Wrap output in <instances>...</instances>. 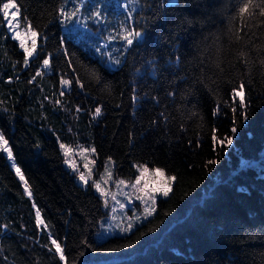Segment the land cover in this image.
<instances>
[{
    "label": "trees",
    "instance_id": "trees-1",
    "mask_svg": "<svg viewBox=\"0 0 264 264\" xmlns=\"http://www.w3.org/2000/svg\"><path fill=\"white\" fill-rule=\"evenodd\" d=\"M123 1L106 13L105 0L92 1L103 19H89L91 0H83L88 26L69 34L58 11L64 0H17L39 33L27 66L0 18V131L33 193L26 195L0 151V226L8 225L0 264H64L49 251L48 231L65 246L68 264H264V16L244 27L230 24L240 0H134L132 22L145 33L125 49L117 35L108 39L120 11L127 13ZM70 2L80 7L81 0ZM108 53L122 63L110 65ZM177 55L178 67L168 63ZM61 76L72 84L61 85ZM240 81L246 109L231 99ZM61 141L95 147L99 168L111 157L117 178L133 180L145 163L177 180L152 216L98 241L110 211L92 185L77 181ZM33 204L48 230L35 224Z\"/></svg>",
    "mask_w": 264,
    "mask_h": 264
},
{
    "label": "snow or ice",
    "instance_id": "snow-or-ice-1",
    "mask_svg": "<svg viewBox=\"0 0 264 264\" xmlns=\"http://www.w3.org/2000/svg\"><path fill=\"white\" fill-rule=\"evenodd\" d=\"M173 2L174 0H169V3H173ZM80 7H83V0H81ZM80 7H76L71 12H68L65 10L64 6H61L58 9V11L60 15L64 18L65 22L70 23L72 22L73 18L79 15ZM125 7H128V5H125ZM257 9L259 10L258 13L256 11ZM257 15L264 16V0H240V3L237 6L236 15L230 18V24H232L234 20H239L244 27H247L249 24V21L255 20L257 18ZM20 17H21V7L17 3V0H6V2H4V0H0V18L4 19L7 22L9 31H12L14 33V37L20 40V47L23 49V53H24L23 63L25 66H27L29 64V58H32L37 51V37L39 33L35 30L31 21L25 18V24H26L25 34L31 37V47L27 46L24 42L23 36L21 35L20 31L16 30L20 27V23H21ZM88 18L89 19H96V18L103 19L101 12L99 10H96L95 12H93L91 16ZM132 18H133V11H129L126 19L131 20ZM123 27H124V31L122 34H120V39L125 42V49H127L128 47L134 46V42H137L143 39L144 33H145V29L143 26L137 28L134 22H131V23L125 24ZM240 31H243V27L238 29L236 33H234L237 39H240V36H239ZM108 39L110 40L116 39V37L109 36ZM216 40L218 42L219 37H217ZM174 50L176 52H179V48H175ZM218 52H222V47L218 49ZM108 55L111 57L112 54L108 53ZM239 55L243 57V56H246L247 53L241 52L239 53ZM244 62L247 63L246 60ZM121 63L122 61L120 59H116L114 61V64L116 65H119ZM148 63L152 67V75L155 76L157 74L155 61L154 60L149 61ZM168 63L173 66L178 67L181 63V56L177 55L175 57V61H169ZM69 64H71V60H69ZM261 64H264V60L261 61ZM42 67L44 69H48L50 67V59H44ZM43 74H44L43 71L37 73L38 76H42ZM93 75L96 77V80L99 83L101 78L95 72L93 73ZM35 78H36L35 76L32 77V79H35ZM9 79H11V77H9ZM75 79H76L77 85L81 89H83L84 84L80 82L79 77L76 76ZM180 79H184V77H180ZM72 82L73 81L71 79H65L63 76L60 77L61 85H71ZM166 94L172 97H175L176 95L174 91L168 92ZM145 95H147V93ZM61 96H63V91L61 92ZM237 98H238L239 104L243 107V109H246L248 105L246 102L247 97L245 93L244 81H240L239 84L231 90V99L233 101H236ZM131 99L134 102L139 99V96L136 94L135 90H133ZM153 99H157V98L154 97ZM55 103L59 105L61 102L59 99H57ZM80 110L81 109L77 107V112H79ZM232 110L235 113L236 108L233 107ZM101 112H102L101 107L99 106L96 107L93 113V117L100 116ZM193 115H195V113H193ZM242 116L244 119H247L246 111L242 112ZM165 119H167V117H165ZM231 131L236 132V128L233 127ZM213 139L216 140L217 143L220 145L232 144V138L230 136L224 137L223 139H219L215 135H213ZM60 148L64 150L66 156L69 155V153L72 151L64 143L60 144ZM0 150H3V152L7 154L8 159L12 162V167L15 169V174L19 177V180L23 182L24 191L26 195L28 197H32L33 193H32L31 188L28 185V181L26 180L21 168L15 163V157L13 155L12 148L9 144V141L6 139L2 131H0ZM83 151L95 153L96 149L95 147H92L90 149L85 148L83 149ZM66 162L69 163L74 170L76 169V165L72 162V160H67ZM107 163H112L111 157L108 158ZM85 168H87V165H85ZM147 171L148 169L146 165L143 167H140L139 169L140 174L136 178V183L132 185L133 188H136L140 184L141 179L143 178V176L145 175ZM105 174L109 177L112 176L111 171H108L107 167H106ZM152 175L157 178L152 182V186L149 187V184L146 182L142 188H139V192L143 194L138 195L136 197L137 199L144 202V205H145L144 214L146 216L152 215L153 212L155 211V202H156L157 194L162 195L164 197H168L170 192L172 191V183L177 180V177L175 175L166 176L165 170L159 167L153 170ZM89 179H90V174L89 176H86L84 172L79 173V180L82 181L84 184H88ZM118 183H123V181H119ZM93 184H94V187L97 190H99L102 195L105 196L104 203H105V206H107L108 204L107 195L105 194L104 189L101 188V184L95 181H93ZM112 199L114 200L115 196H113ZM33 206L35 207V224L37 225L38 228L48 230L49 226L42 219L40 209L36 207L35 204H33ZM120 206L122 208L125 207V205L123 204H121ZM136 219H139V217H137ZM116 227L119 228L120 225L117 224ZM132 227H133L132 223L129 222L128 225L122 229V231L129 232L132 230ZM7 228H8L7 224L0 226V232H2L3 229H7ZM48 235H49V240H50V245H51V247L49 248V251L52 252L58 258L59 261L64 262V264H68V257L65 254V246L58 239L55 238V236L51 233V231H48ZM130 246L131 245H123V247H130ZM115 250L117 249H109V251H115Z\"/></svg>",
    "mask_w": 264,
    "mask_h": 264
},
{
    "label": "rangeland",
    "instance_id": "rangeland-1",
    "mask_svg": "<svg viewBox=\"0 0 264 264\" xmlns=\"http://www.w3.org/2000/svg\"><path fill=\"white\" fill-rule=\"evenodd\" d=\"M92 1L94 2L96 0H91V4L89 6V13L90 14L93 11ZM118 1L119 0H105L104 13H106V11L109 7H111V6L114 7ZM4 2H6V0H4ZM125 5H128V7H125ZM63 6L65 7V10L68 12H71L74 8H76L75 5L70 2V0H64ZM122 6H123V10L126 11L127 13L125 14L124 12L122 13V11H120L119 20L116 22V26L111 27L108 30V31H110V36H116L117 35V38H120V34L123 33V31H124L123 26L127 23L132 22V19L131 20L126 19L128 12L133 11L136 8V5L134 4V0H124ZM20 19H21L20 27L16 30L20 31L21 35L23 36L25 44L27 46L31 47V37L29 35L25 34V29H26L25 20L22 18V16L20 17ZM104 20H105V17H104ZM62 21L64 22L66 32L69 34H71L72 30H76L80 26L81 27H83L85 25L88 26L86 13L84 11V4H83V7H80L79 15L77 17L73 18L72 22L66 23L63 17H62ZM10 32H11L12 36L14 37V33L12 31H10ZM17 40L20 43V40L19 39H17ZM37 41H38V37H37ZM118 42L121 44L124 43V41L121 39H118ZM117 46H119L118 47L119 50H120V48H122L120 44H118ZM119 58H120L119 55L117 56V58L110 57L108 63L110 65H112L113 67H115L117 65L114 64V61L116 59H119ZM45 59H49V58L46 57ZM64 86L68 87V85H64ZM61 143L66 144L68 146V148L72 150L69 153V155H67V156L65 155L66 156L65 162L67 160H72V162L76 165V169L74 170L72 168V166L66 162V164L69 167H71L73 169V171L76 173L77 181L80 182L81 184H83L84 186H88L90 184L93 187H94L93 181L98 182L101 184V188L104 189V192L107 195L108 204H107V206H105V203H104V206L106 208H108L110 212H109V214H107V216L103 217L99 222V229L96 231V234H95V238L98 241L103 240L104 238H106L112 234L128 233V232L122 231V229L124 227H126L129 222L132 223V225H133L132 229H133L137 223H141L142 221H144L145 219H147L148 217H150L154 214L155 211L153 212L152 215L146 216L144 214V207H145L144 202L137 199L136 197L138 195L143 194V193L139 192V188H142L146 182L149 184V187H151L152 182L155 179H157L156 177H154L152 175V172L158 166H150V165L145 164V163H139L137 165L138 166L137 176H139V174H140L139 173L140 167H143L146 165L148 171L145 173V175L141 179L140 184L136 188H133L132 185L136 183L137 176H136V178H134L133 180H130V181L125 180L123 178L115 177V175H114V160L113 159H112V163H107V161H108V159H107L105 161L104 167L99 168L97 166V161L94 158L93 153L83 151V149H85V148H88V149L92 148L91 146H88V145H71V144L66 143L64 141H61L60 144ZM0 151H3V150H0ZM63 152H64V150H63ZM6 156H7V154H6ZM93 161H94V163H93ZM85 165H87V168H85ZM106 167H107L108 171H111V173H112L111 177H109L105 174ZM159 168H162V167H159ZM80 172H84L86 176H89V174H90V179H89L88 184H84L82 181L79 180V173ZM165 175L171 176L173 174L168 173L165 170ZM119 181H123V183H118ZM172 186H173V183H172ZM94 189L96 190L97 193H99L102 196L103 200H105V196L102 195L101 192L99 190H97L95 187H94ZM113 196H115L114 200L112 199ZM161 196L162 195L157 194L156 202H157V199ZM156 202H155V209H156ZM121 204L125 205V207L122 208L120 206ZM137 217H139V219H136ZM117 224L120 225L119 228L116 227Z\"/></svg>",
    "mask_w": 264,
    "mask_h": 264
}]
</instances>
